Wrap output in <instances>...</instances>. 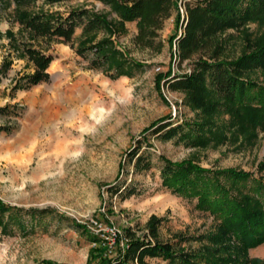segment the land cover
I'll use <instances>...</instances> for the list:
<instances>
[{"label": "rangeland", "instance_id": "obj_1", "mask_svg": "<svg viewBox=\"0 0 264 264\" xmlns=\"http://www.w3.org/2000/svg\"><path fill=\"white\" fill-rule=\"evenodd\" d=\"M35 2L28 8L31 12L65 13L94 6L114 19L92 0ZM176 2L173 16L152 47L133 44L136 22L125 23L124 31L111 35L116 48L129 61L144 65L131 77L113 79L101 68L91 67L68 45L34 38L15 21L12 0H0V107L16 105L19 111L16 117L0 116V125L11 128L10 132H0V201L27 210L53 211L35 223L32 233L15 231L0 236V264H107L124 248L126 231L136 237L144 235L152 216L162 218L158 228L161 240L171 239L176 233L190 235L212 228L214 221L208 214L193 210L195 200L187 201L162 188L160 155L170 161L193 160L203 168H232L264 176V171H259L264 161V131H257L249 141L245 135L225 131L222 142L212 141L203 148L163 142L150 131L143 134L163 117L171 116L170 121L181 123L195 115L182 105L181 92L157 83L159 75L183 74L191 68L190 60L179 63L175 59L176 44L168 41L174 33L175 16L184 13L179 0ZM246 27L253 38L264 33L263 23L250 22ZM105 36L104 32L96 33L94 41ZM89 37L81 28L75 29L73 47ZM221 37L225 42L221 58H236L243 49L241 36L230 30ZM21 42H30L51 54L50 80L28 90L13 91L15 79L32 71L22 55ZM3 62L9 65L5 72L1 70ZM251 77L264 81L260 72ZM227 118L221 115L217 122H227ZM142 137L151 147L141 143L139 154L149 153L151 168L133 174L126 153ZM123 183L133 185L137 193L124 200L110 196L107 186ZM75 224L86 227L100 242L89 243L86 236L75 231ZM94 248L98 251L91 252ZM247 257L264 264V244L248 250Z\"/></svg>", "mask_w": 264, "mask_h": 264}, {"label": "trees", "instance_id": "obj_2", "mask_svg": "<svg viewBox=\"0 0 264 264\" xmlns=\"http://www.w3.org/2000/svg\"><path fill=\"white\" fill-rule=\"evenodd\" d=\"M36 0H12L15 21L34 38L58 40L85 58L91 67L101 68L111 78L131 77L143 64L132 62L120 52L111 39L112 34L124 31V24L136 22L135 46L152 47L153 40L163 30L165 22L177 8L176 0H92L114 16L98 12L93 6L62 12H31ZM59 4L71 0H45ZM183 15L173 20L174 33L168 38L176 44L179 63L190 60L191 68L183 73L159 75L167 90L181 92L182 105L195 112L192 119L174 123L171 116L156 120L143 134L151 132L163 142L174 141L184 147L203 148L212 141L225 139L224 132L245 135L246 141L264 131V81L251 77L264 74V33L252 37L246 24H264V0H179ZM81 28L89 38L73 47L75 29ZM234 30L241 36L242 52L229 61L221 58L225 42L221 34ZM180 31V33H179ZM105 37L94 41L95 34ZM20 49L32 71L15 79L12 90H28L50 79L48 68L53 58L32 44L21 42ZM199 55L197 58L194 56ZM2 72L9 65L3 62ZM161 85V86H162ZM16 105L0 107V116L16 117ZM226 115L227 122H217ZM11 128L0 125V132ZM141 143L151 146L145 138L129 150L127 162L133 174L149 171L148 152L139 154ZM159 178L162 188L187 201L195 200L193 210L208 214L212 228L196 234L176 233L161 240L158 228L162 218L152 216L146 223V233L136 237L126 231L124 248L107 264H262L249 259L247 251L264 244V176L255 177L238 169H211L193 160L170 161L160 155ZM264 171V161L259 164ZM107 192L121 200L137 193L133 185L107 186ZM52 210L24 209L0 201V236L15 231L32 233L37 221ZM26 217L28 219L26 220ZM75 231L97 244L99 238L86 227L73 225ZM98 249L91 252H97ZM43 264H51L44 262Z\"/></svg>", "mask_w": 264, "mask_h": 264}, {"label": "built area", "instance_id": "obj_3", "mask_svg": "<svg viewBox=\"0 0 264 264\" xmlns=\"http://www.w3.org/2000/svg\"><path fill=\"white\" fill-rule=\"evenodd\" d=\"M94 225H96V224L94 223ZM98 226H99V225H97L96 227H98ZM110 244H111V242L108 243L109 246H110Z\"/></svg>", "mask_w": 264, "mask_h": 264}, {"label": "crops", "instance_id": "obj_4", "mask_svg": "<svg viewBox=\"0 0 264 264\" xmlns=\"http://www.w3.org/2000/svg\"><path fill=\"white\" fill-rule=\"evenodd\" d=\"M49 73V72H48ZM50 74V73H49Z\"/></svg>", "mask_w": 264, "mask_h": 264}]
</instances>
